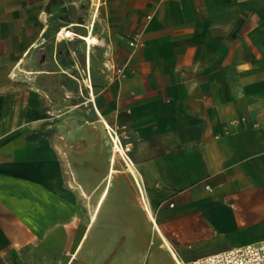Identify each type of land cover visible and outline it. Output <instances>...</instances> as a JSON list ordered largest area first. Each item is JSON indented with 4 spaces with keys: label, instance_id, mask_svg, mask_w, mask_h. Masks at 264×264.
I'll return each mask as SVG.
<instances>
[{
    "label": "crops",
    "instance_id": "1",
    "mask_svg": "<svg viewBox=\"0 0 264 264\" xmlns=\"http://www.w3.org/2000/svg\"><path fill=\"white\" fill-rule=\"evenodd\" d=\"M99 6L90 67L85 44L82 65L64 50L8 65L0 49V253L190 264L264 239V0Z\"/></svg>",
    "mask_w": 264,
    "mask_h": 264
},
{
    "label": "rangeland",
    "instance_id": "2",
    "mask_svg": "<svg viewBox=\"0 0 264 264\" xmlns=\"http://www.w3.org/2000/svg\"><path fill=\"white\" fill-rule=\"evenodd\" d=\"M101 1L103 0H1L0 14L2 23L0 25V49L2 50V62L12 65L19 58V65L24 67L31 64L38 65L45 56H48L51 58V61L54 62V60L58 58V52L64 50V55L68 62H75L82 65L85 44L86 66L88 64L90 67V50L93 46L102 44V42L94 36L101 29L102 17L104 15V9L99 6L101 5ZM33 16L38 17L37 24L36 22L35 24L31 22V17ZM94 22L96 25L94 31H92ZM70 23H77L72 24V26L84 25L85 28L76 27L74 33L81 36L90 34L91 43L87 44L76 36L58 40L57 33L60 28L69 26L68 24ZM42 26L44 29L46 28V32L44 33V36H46L45 41L39 39L35 41L36 43L33 42L34 47L32 46V51L26 50V53L21 55L25 46L31 42L29 36L32 34V31L36 33ZM56 43L62 44L60 50L56 48ZM91 55L93 62L98 61L97 57L100 58V60L102 58L99 51H92ZM15 72H18V70L15 69ZM15 72L12 75L14 78L16 75ZM19 72L21 74L23 73L21 70ZM108 130L110 131L111 139L112 137H117L110 129ZM114 155V160L119 162H122V160L124 162L125 160L127 161L125 153V160L119 154H114L113 152V156ZM0 264L36 263L32 262L25 250L18 255H3L0 253Z\"/></svg>",
    "mask_w": 264,
    "mask_h": 264
},
{
    "label": "built area",
    "instance_id": "3",
    "mask_svg": "<svg viewBox=\"0 0 264 264\" xmlns=\"http://www.w3.org/2000/svg\"><path fill=\"white\" fill-rule=\"evenodd\" d=\"M128 45L133 50L142 47L143 42L140 34L133 35L129 39ZM116 131V128L111 129L113 134H116ZM117 137L119 140L118 135ZM119 142L122 145L120 140ZM122 147L125 154L130 149L128 145H122ZM179 264L186 263L180 262ZM190 264H264V239L203 257Z\"/></svg>",
    "mask_w": 264,
    "mask_h": 264
},
{
    "label": "bare ground",
    "instance_id": "4",
    "mask_svg": "<svg viewBox=\"0 0 264 264\" xmlns=\"http://www.w3.org/2000/svg\"><path fill=\"white\" fill-rule=\"evenodd\" d=\"M97 5V4H96ZM72 26V24H70L69 26L66 27H62L58 33H57V39L58 40H63L66 38H70L71 36H76L79 39L83 40L84 42H86L87 44L91 43V38H90V34L81 36V35H76L74 32H72L70 30V27ZM91 30V29H90ZM89 33V32H88ZM89 46V45H88ZM88 55V53H87ZM113 139V152L114 154H119L121 157L124 158V151H123V147L120 144L119 140L117 137H112ZM115 155L113 156V160H114ZM125 160V158H124ZM126 161V160H125ZM130 171L132 172V170L130 169Z\"/></svg>",
    "mask_w": 264,
    "mask_h": 264
}]
</instances>
